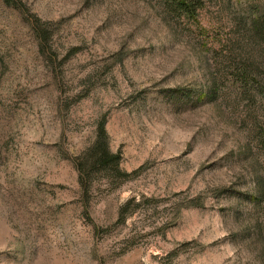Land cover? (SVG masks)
<instances>
[{
    "label": "rangeland",
    "instance_id": "obj_1",
    "mask_svg": "<svg viewBox=\"0 0 264 264\" xmlns=\"http://www.w3.org/2000/svg\"><path fill=\"white\" fill-rule=\"evenodd\" d=\"M0 0V264H264V0ZM254 78L244 90L236 76ZM105 119L118 186L72 161ZM261 188L263 197L249 195ZM133 199L123 223L118 211Z\"/></svg>",
    "mask_w": 264,
    "mask_h": 264
},
{
    "label": "trees",
    "instance_id": "obj_2",
    "mask_svg": "<svg viewBox=\"0 0 264 264\" xmlns=\"http://www.w3.org/2000/svg\"><path fill=\"white\" fill-rule=\"evenodd\" d=\"M6 7H10L16 10L22 16L23 20L27 23L32 32L34 39L37 42L39 52L42 54H48L50 34L44 24L29 13L25 9L24 5L17 0H2ZM164 9L169 14H176L178 16H186L188 18L196 17L197 12L203 9L202 0H162ZM252 15L249 16L250 20V33L257 44L264 48V7H253ZM236 75L238 80L242 82L244 90L250 85V80L254 78L245 69H241ZM105 119H101L95 130L94 142L87 150H85L80 156L72 161L73 168L77 173V181L81 190V199L84 206H86L88 197L92 192V180L101 176L106 179V185L118 186L123 182L131 180L137 175L138 171L132 173L124 172L120 169L121 155L119 152L113 153L109 149L108 136L105 131ZM263 197L262 189L256 188V193L249 195V198L253 202H259ZM134 202L130 199L126 202L118 211V217L116 224L123 223L128 213V207ZM254 231L255 238L253 242L264 243V230L261 229V223L254 221L247 227L248 230Z\"/></svg>",
    "mask_w": 264,
    "mask_h": 264
}]
</instances>
